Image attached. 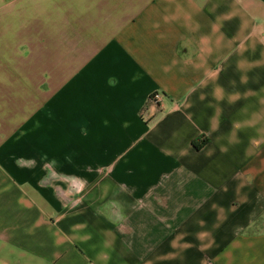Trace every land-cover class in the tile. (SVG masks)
Instances as JSON below:
<instances>
[{
    "label": "crops",
    "instance_id": "0c3cea01",
    "mask_svg": "<svg viewBox=\"0 0 264 264\" xmlns=\"http://www.w3.org/2000/svg\"><path fill=\"white\" fill-rule=\"evenodd\" d=\"M263 216L264 0H0V264H264Z\"/></svg>",
    "mask_w": 264,
    "mask_h": 264
},
{
    "label": "rangeland",
    "instance_id": "374dc122",
    "mask_svg": "<svg viewBox=\"0 0 264 264\" xmlns=\"http://www.w3.org/2000/svg\"><path fill=\"white\" fill-rule=\"evenodd\" d=\"M260 229H264V216L259 220V222L257 221L256 224L253 227H251L250 231L252 233Z\"/></svg>",
    "mask_w": 264,
    "mask_h": 264
},
{
    "label": "built area",
    "instance_id": "2783aa9c",
    "mask_svg": "<svg viewBox=\"0 0 264 264\" xmlns=\"http://www.w3.org/2000/svg\"><path fill=\"white\" fill-rule=\"evenodd\" d=\"M151 103H153L154 105H158L159 103H161V94H155L152 98H151Z\"/></svg>",
    "mask_w": 264,
    "mask_h": 264
},
{
    "label": "trees",
    "instance_id": "16d2710c",
    "mask_svg": "<svg viewBox=\"0 0 264 264\" xmlns=\"http://www.w3.org/2000/svg\"><path fill=\"white\" fill-rule=\"evenodd\" d=\"M204 144H206V141H203L201 144L194 142V146L196 147V149H200L202 147V145H204Z\"/></svg>",
    "mask_w": 264,
    "mask_h": 264
}]
</instances>
